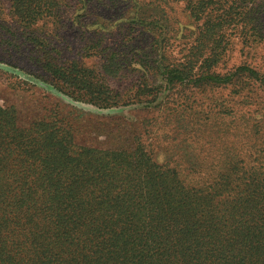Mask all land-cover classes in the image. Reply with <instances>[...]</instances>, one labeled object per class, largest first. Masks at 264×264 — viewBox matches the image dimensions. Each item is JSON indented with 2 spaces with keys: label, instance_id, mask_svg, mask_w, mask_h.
Returning <instances> with one entry per match:
<instances>
[{
  "label": "rangeland",
  "instance_id": "obj_1",
  "mask_svg": "<svg viewBox=\"0 0 264 264\" xmlns=\"http://www.w3.org/2000/svg\"><path fill=\"white\" fill-rule=\"evenodd\" d=\"M16 1L0 0V107L13 109L20 125L45 117L69 128L76 144L96 149L140 142L158 165L194 185L214 178L230 159L259 170L264 0H205L213 1L208 18L220 25L202 53L195 48L202 21L187 8L199 0H49L30 19L18 15ZM211 52L217 62L210 74L225 82H195ZM181 66L193 75L168 84L165 69ZM49 67L90 73L92 84H102L93 91L133 100L111 110L72 101L54 91Z\"/></svg>",
  "mask_w": 264,
  "mask_h": 264
},
{
  "label": "trees",
  "instance_id": "obj_2",
  "mask_svg": "<svg viewBox=\"0 0 264 264\" xmlns=\"http://www.w3.org/2000/svg\"><path fill=\"white\" fill-rule=\"evenodd\" d=\"M50 3L17 0L14 8L30 19ZM211 4L187 2L202 21L201 53L218 36ZM208 55L195 82H225L210 74L217 61ZM181 67L165 69L168 84L193 75ZM74 71L49 67L54 91L100 110L131 104L105 97L106 88L93 91L102 84ZM104 72L114 76L111 67ZM255 162L259 170H246V161L230 159L194 185L140 142L117 150L78 145L57 122L22 126L13 109L0 107V264H264V160Z\"/></svg>",
  "mask_w": 264,
  "mask_h": 264
}]
</instances>
